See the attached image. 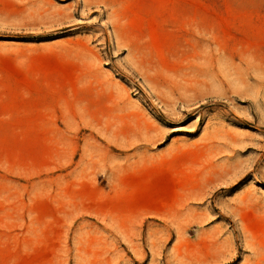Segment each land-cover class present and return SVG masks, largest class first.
<instances>
[{"label": "rangeland", "instance_id": "obj_1", "mask_svg": "<svg viewBox=\"0 0 264 264\" xmlns=\"http://www.w3.org/2000/svg\"><path fill=\"white\" fill-rule=\"evenodd\" d=\"M0 264H264V0H0Z\"/></svg>", "mask_w": 264, "mask_h": 264}]
</instances>
